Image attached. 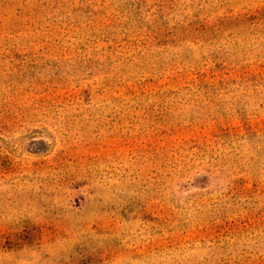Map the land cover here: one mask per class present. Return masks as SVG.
<instances>
[{"label": "rangeland", "instance_id": "obj_1", "mask_svg": "<svg viewBox=\"0 0 264 264\" xmlns=\"http://www.w3.org/2000/svg\"><path fill=\"white\" fill-rule=\"evenodd\" d=\"M0 264H264V0H0Z\"/></svg>", "mask_w": 264, "mask_h": 264}]
</instances>
